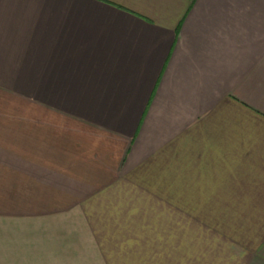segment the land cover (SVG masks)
Returning a JSON list of instances; mask_svg holds the SVG:
<instances>
[{
    "label": "crops",
    "instance_id": "0c3cea01",
    "mask_svg": "<svg viewBox=\"0 0 264 264\" xmlns=\"http://www.w3.org/2000/svg\"><path fill=\"white\" fill-rule=\"evenodd\" d=\"M219 262L264 264V0H0V264Z\"/></svg>",
    "mask_w": 264,
    "mask_h": 264
},
{
    "label": "rangeland",
    "instance_id": "374dc122",
    "mask_svg": "<svg viewBox=\"0 0 264 264\" xmlns=\"http://www.w3.org/2000/svg\"><path fill=\"white\" fill-rule=\"evenodd\" d=\"M213 235V236H212ZM209 236H210V247L211 246H217V247H219V249H220V239H222L221 237H220V232H218V233H212V232H209ZM229 241V240H228ZM230 242V244L229 243H227L226 245H224V247H225V250H227L228 248H226L228 245L229 246H231L232 245V241L230 240L229 241ZM232 248H233V246H231V249H230V251H224V254H228V255H230L231 257H232V253H231V250H232ZM211 249V248H210ZM217 251V250H216ZM211 256H213V257H216V258H218V257H221V255H220V253H219V255L217 256V253L216 252H210L209 253ZM223 254V255H224ZM227 257V256H226ZM219 264H220V262H219Z\"/></svg>",
    "mask_w": 264,
    "mask_h": 264
}]
</instances>
